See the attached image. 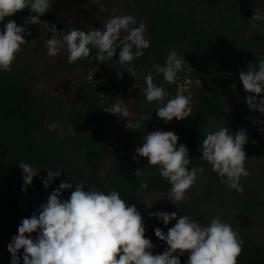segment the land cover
<instances>
[{
	"label": "trees",
	"instance_id": "trees-1",
	"mask_svg": "<svg viewBox=\"0 0 264 264\" xmlns=\"http://www.w3.org/2000/svg\"><path fill=\"white\" fill-rule=\"evenodd\" d=\"M110 0H104L108 5ZM52 7L40 19L56 25L58 31H64L59 23L57 11L70 13L67 0H50ZM138 13L143 16L150 37V47L144 49L143 56L136 58V71L139 77L151 72L153 83L163 87L168 95L165 101L173 98L179 91L184 95L189 92L195 100L191 103L193 115L182 120L173 132L179 137L177 147L184 144L189 150V169L193 166H208L201 160L200 145L209 131L217 130L225 119L238 84L240 71H247L250 63L264 59V21L257 22L259 29L249 31L248 21L255 9L264 15V0H139L136 4ZM35 15L30 9H24L11 17L0 21V29L8 20H15L18 26H25L27 17ZM31 28H43L40 25H27ZM91 47V46H89ZM175 50L184 58L182 74L191 81V88L181 91L177 83L168 84L163 74L158 73L153 65L164 66L167 55ZM194 54V68L187 71L185 64L190 58L184 51ZM119 51L104 62L92 60L91 56L69 64L67 59H60L57 66H51L53 75L57 69L83 70L84 82L78 89V108L63 110L60 101L53 96H36L23 80L17 63L12 64L11 72L0 71V264H11V254L7 245L18 234V226L24 218H29L39 205L47 202L51 191L58 188L61 180L75 184L78 165L71 160L84 163V171L91 172V181L85 191L93 188L105 192L116 190L129 205L138 204L142 198L152 192L168 193L171 185L159 174V166L148 165L144 157L133 160L135 149L143 143L142 137L155 130L169 131L170 122L165 123L156 115L159 102L149 103L145 95L144 105L137 120L141 121L140 130L131 135L133 144L130 150L121 149L116 157L109 149L111 135V113L104 109L112 105L115 99H121L133 83L134 78L125 69L127 64L118 63ZM95 49L91 55L94 56ZM94 68L99 71L94 72ZM117 73H120L118 78ZM179 74V73H178ZM177 74V75H178ZM44 79V78H42ZM202 82V87L195 85V80ZM142 87L145 84L142 79ZM49 113L55 118L58 128L48 131ZM144 117L145 119H141ZM150 118V119H149ZM71 124L73 131L68 133L66 125ZM59 128L65 129L63 137L58 135ZM113 160L114 164L104 171V163ZM19 162L38 166L40 172L33 178L32 185L23 189V172ZM143 169L147 176L137 178L133 173ZM59 168L61 176L55 178L45 190L41 177L47 178V171ZM264 173V165L262 167ZM221 186V177L214 175ZM147 180L148 187L142 189L140 181ZM264 185V178L262 181ZM73 189L64 190L61 198L68 199ZM8 200L2 209L3 199ZM258 198L249 196L242 205L238 218L242 221L254 216ZM200 205L191 208L190 216L194 221L205 225L200 215ZM145 238L151 240L153 255L162 254L167 248L159 240L154 230L159 227L167 233L169 225L143 218ZM27 235V234H26ZM37 233H32L35 238ZM244 241L237 264H264V248L260 247L248 234L239 233ZM23 250L20 264H23ZM174 255H178L175 253ZM181 264H187L188 254L179 257Z\"/></svg>",
	"mask_w": 264,
	"mask_h": 264
},
{
	"label": "clouds",
	"instance_id": "clouds-1",
	"mask_svg": "<svg viewBox=\"0 0 264 264\" xmlns=\"http://www.w3.org/2000/svg\"><path fill=\"white\" fill-rule=\"evenodd\" d=\"M50 7V0H0V21L26 8L35 14L25 19V26H18L15 20H8L0 29V71H12L17 53L23 44L28 43L24 36L31 35L27 25H40L46 32L52 33L45 43L48 56L55 57L66 49L69 64L90 56L92 60L104 64L116 55L119 48L118 63L121 66L127 64L125 72L135 81L140 80L133 61L143 56V50L150 47L144 22L137 26L135 17L120 15L109 18L103 23L102 29L89 27L87 32L76 28L58 31L55 24L40 19L49 12ZM262 21L264 15L255 9L248 23L252 29H256L259 26L257 22ZM92 49L96 50L94 56L91 55ZM183 65L184 58L172 50L164 66L153 65V68L163 74L165 82L172 84L177 74L183 71ZM93 71H99V68ZM117 76L119 78L120 73ZM239 80L247 93L254 94L245 98L249 110L264 114V98L258 99L264 93V59L255 64L250 63L247 71H240ZM143 82L145 87L142 91L146 101L159 102L161 105L156 110L160 120L167 123L174 118L180 121L193 115L190 92L186 96L178 91L173 98L165 101L168 93L153 83L151 72L143 78ZM194 83L196 87H202L199 79ZM136 86L139 87L138 84ZM104 111L117 117L130 118L131 115L122 99H115ZM252 123L264 124V121L253 119ZM125 127L130 131L140 130L141 121L133 122L130 118ZM47 128L48 131H56L58 125L49 124ZM66 128L71 134L72 125L68 124ZM258 131L264 135V129ZM58 135L63 137L65 129L59 128ZM142 140L141 146L135 149L133 160L139 165L136 157H144L148 165L159 166L160 176L171 185L167 196L162 199L177 206L188 198L186 192L204 169L195 166L189 169V150L184 144L177 147L179 137L172 131H151ZM247 143L246 130L232 132L223 126L209 131L200 145V159L211 165V170L221 177L222 184L238 193L244 191L241 178L250 175L245 167L247 156L244 146ZM19 168L23 172V189L26 190L32 185L40 168L24 162H19ZM46 171L47 178L41 177L45 190L55 178L61 176L62 170ZM133 174L137 178L148 175L139 167ZM73 187L70 197L62 199V192ZM140 187L146 189L147 180H141ZM84 189L83 182L74 184L61 180L58 188L51 191L47 202L40 204L31 217L21 221L18 234L7 245L11 264H20L21 256L18 253L21 249L23 264H181L179 257L185 253L188 254L187 264H237L244 241L231 224L223 222L219 216L214 217L209 224L201 225L187 214L177 218L176 212L150 211L149 218L162 220L165 226L176 220L167 233L159 227L154 230L155 236L166 242L167 248L162 254L153 255L151 249L154 245L145 238L144 220L135 204L126 203L116 190L105 194L95 188ZM143 203L148 209L153 205L147 200ZM32 233H37L35 238L31 237Z\"/></svg>",
	"mask_w": 264,
	"mask_h": 264
},
{
	"label": "rangeland",
	"instance_id": "rangeland-1",
	"mask_svg": "<svg viewBox=\"0 0 264 264\" xmlns=\"http://www.w3.org/2000/svg\"><path fill=\"white\" fill-rule=\"evenodd\" d=\"M104 0H67L70 13H62L57 11L59 23L64 31L69 28H76L87 32L89 27L102 29L103 23L113 16L131 15L135 17L137 26L140 22H145L143 16L138 11L136 4L139 0H110L108 5H104ZM261 13V11H260ZM259 29L249 27L248 32ZM31 35H25L24 39L28 42L21 46V50L17 53L15 63H17L25 83L30 87L36 96L46 97L53 96L62 104L63 110H71L78 108V89L84 82L85 73L83 70H61L57 69L52 75L51 66H57L60 59H67L66 49L62 50L55 57L47 55L45 43L52 36L51 32H46L43 28L29 29ZM145 36L150 39L147 26ZM184 56H188L190 61L185 64L186 70L191 71L194 68L193 60L196 56L188 50L184 51ZM44 78V79H42ZM142 79L133 81L131 86L122 94L121 99L124 100L128 108L130 118L135 122L139 117V112L144 103L142 98ZM175 83L181 91L191 88V81L186 78L185 74L179 72ZM138 84L139 87L136 85ZM248 95L238 80L235 90L231 98V104L228 113L220 127L227 126L232 132L246 130L248 143L244 146L247 159L245 167L250 172L247 178H241L244 191L238 193L231 190L227 185L221 186L219 181L214 177L217 173L211 170V165L203 167L204 171L198 174V179L194 185L186 192L188 197L185 201L180 202L177 206L167 199H162L168 193L152 192L142 198L136 205L137 210L141 213L142 218L153 220L163 224L162 220L155 217L149 218L148 213L155 211L176 212L177 218L183 215H190L191 208L199 204L200 215L205 219V225L211 220L219 216L223 222L231 224L233 229L238 233L248 234L260 247L264 248V185L262 183L264 173L262 167L264 165V135L258 129H264V124H253V119L264 121V114L252 112L249 110L245 98ZM195 97L192 96V101ZM264 98V93L258 99ZM111 115V135L109 138V149L116 157V152L121 149L130 150L133 144L132 134L136 132L126 129L125 124L128 119ZM182 120L177 121L175 118L170 123L169 131H174L179 127ZM56 123L55 118L49 113L46 124ZM219 127V128H220ZM256 143L253 144L252 141ZM78 165V174L75 176L77 182H83L87 186L91 181V172L84 171V163L78 160H71ZM114 161L108 160L104 163V171L109 170ZM249 196H255L258 199L259 206L254 210V216L246 221L238 218L243 203ZM149 201L153 205L150 209L146 208L143 201ZM8 200L3 199L2 209L5 208ZM176 220L169 222L172 227Z\"/></svg>",
	"mask_w": 264,
	"mask_h": 264
}]
</instances>
